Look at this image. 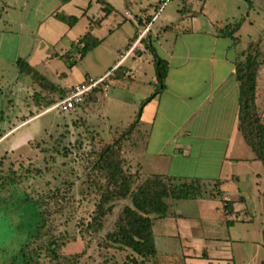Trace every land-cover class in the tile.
<instances>
[{
    "label": "crops",
    "instance_id": "1",
    "mask_svg": "<svg viewBox=\"0 0 264 264\" xmlns=\"http://www.w3.org/2000/svg\"><path fill=\"white\" fill-rule=\"evenodd\" d=\"M92 1L34 0L31 5L27 1L24 6L28 12L20 23V31L0 28V77L13 66L18 68L20 80L23 73L20 72L17 61L22 58L55 85L63 89L72 86L59 83L66 73L58 71L52 64L64 55L58 51V32L60 27L66 32L73 30L88 14ZM242 1L244 0H174L152 20L158 6L157 0H137L135 3L140 4L141 16L136 15L137 24L129 34L128 42L118 44L114 50L117 52L115 60L111 58L96 73L95 78L101 77L114 67L119 62L121 52L136 40L143 28L152 23L134 56L127 58L116 70L111 80L112 93L109 97L114 99L117 92H129L135 106H142V102L157 88V57L147 46L151 45L156 55L167 61L165 88L143 105L139 124L125 142V157L130 161L131 172L139 174L137 183L154 175H161L173 176L181 182L207 181L210 187L203 197L166 198V217L218 218L223 212L228 224L234 226L238 222H253L257 209L261 208L264 212V172L258 162L260 160L245 141L239 126L240 85L235 78V69L243 52L238 50L230 54L232 40H226V36L219 34L217 29L223 23L218 15L219 3H222V11L227 14L224 16L228 19L231 16V6L237 4L240 10L242 3H245ZM126 8L133 10L132 2ZM61 11L77 16V23L71 27L59 22L56 14ZM90 26L91 24L89 29ZM166 27L171 29L165 30ZM83 35L72 40L73 48ZM153 38L155 41H152ZM37 42L55 49V52L39 63H32ZM221 44L223 47H220ZM60 49L65 50L63 47ZM114 51L110 54L113 55ZM76 52L74 48L65 58L70 62H77L80 57ZM51 76L57 81H53ZM128 80L132 81L129 84L132 89L127 87V83L124 84ZM33 86L41 91L36 84ZM91 107L90 104L86 111ZM135 117L136 115L130 116L129 125ZM30 119L18 122L16 127ZM14 129H6V133L0 136V141ZM227 202L230 203L228 209L225 207ZM263 228L264 225L261 232ZM175 230L176 233H163L162 237L170 239L185 236L183 241L189 245L188 252L193 248L195 256L209 255L212 248L210 245L203 246L202 252L198 253L193 241L187 238L190 236L189 232L197 230V225L177 224ZM214 230V225L210 224V232ZM248 235L249 229L245 231V236ZM210 236L217 238L213 234ZM258 243L263 246V234ZM245 251L247 252L246 247ZM182 256L189 255L183 253ZM158 258L156 254V259ZM171 260H176L175 256Z\"/></svg>",
    "mask_w": 264,
    "mask_h": 264
},
{
    "label": "rangeland",
    "instance_id": "2",
    "mask_svg": "<svg viewBox=\"0 0 264 264\" xmlns=\"http://www.w3.org/2000/svg\"><path fill=\"white\" fill-rule=\"evenodd\" d=\"M27 1L31 5L34 0H0V28L20 31V23L28 12L24 6ZM107 1L113 7L107 16L103 6L93 0L88 14L74 26L73 30L66 32L60 27L58 51L64 55L63 58L54 60L52 64L58 71L66 73L65 77L59 80L61 85L79 83L86 75L95 78L96 73L106 62H110L111 58L115 60L117 56L115 47L128 42V36L137 24L136 15L141 16L140 4L135 3L137 0ZM129 2L133 5L131 19L125 17ZM242 2L245 3H242L240 10L237 4L231 6L229 20L225 18L227 14L222 11L220 5L222 3L217 6L220 13L218 15L224 24L242 23L236 40L225 37L226 40H232L230 54L238 50L243 52L251 40H260L264 51V0ZM93 19H103L99 27L93 23L92 31L103 41L98 48L79 58L70 67L71 62L65 56L74 48L77 51L76 47H72V40L86 33ZM154 39L152 41H155ZM62 47L65 50H61ZM220 47H223V44ZM111 51H114L113 55L110 54ZM54 52L55 49H49L44 43L37 42L31 61L39 63ZM76 53L79 55L78 51ZM149 53L150 50L147 51V54ZM18 71L17 67L12 66L0 77V91H3L0 92V134L6 129L13 128L24 115L29 114L30 110H36L29 98L35 86L31 83V78L25 74L18 80ZM51 79L57 81L52 76ZM259 80L258 103L264 121V66ZM126 83L127 87L132 89L129 85L132 81H125L124 84ZM115 96L117 99L109 97L103 103L92 100L70 113H64L58 108L44 111L13 128L14 130L0 141V161H3L0 172L5 177L10 175L11 171L23 174L22 182L0 193V264H13L15 257L20 256V249L30 234L35 233L39 217L34 201L42 196L52 198L53 193L56 194L58 190H62L64 196L62 194L59 196L58 203L50 200L52 207L50 220L55 226V235L62 243V254L65 256L80 254L78 264H131L134 254L130 250L108 245L105 240L106 234L114 230L122 218L124 206L131 203L129 198L118 201L114 210L104 217L103 228L100 231L91 234L80 232V223L91 221L100 200L98 186L88 179L94 157L90 154L91 150L98 149L101 140H108L116 129H127L130 116L141 115L144 108L135 106L129 92L121 94L117 92ZM90 104L92 107L86 111ZM64 149L66 155L62 154ZM56 150H60L61 153ZM258 162L264 172L263 163ZM125 167L129 170L127 159ZM36 170H40V173ZM135 181V187L143 183V180L139 183ZM201 182L206 190L209 189L207 181ZM216 202H219L218 199ZM218 216L197 219L169 216L165 219H155L153 238L159 258L149 259L148 264H264V247L258 243L262 238L260 229L264 225L263 210L261 208L256 210L253 222H238L234 226L228 224L223 212ZM177 224L197 225V230L189 232L190 236L187 238L193 241L198 253L202 252L203 246L210 245L212 248L209 255L195 256L193 248L188 252L189 245L183 241L185 236H174L170 239L162 237L163 233H176ZM210 224L215 227L213 232H210ZM247 229L250 235L246 237ZM211 234L217 238L213 239ZM46 242L34 245L42 246ZM183 253L189 256H182ZM173 256L176 260H171ZM48 262L49 257L43 249L40 263ZM17 264L22 263L18 261Z\"/></svg>",
    "mask_w": 264,
    "mask_h": 264
},
{
    "label": "trees",
    "instance_id": "3",
    "mask_svg": "<svg viewBox=\"0 0 264 264\" xmlns=\"http://www.w3.org/2000/svg\"><path fill=\"white\" fill-rule=\"evenodd\" d=\"M62 1L68 2L70 0ZM96 1L103 6L106 15L112 11V5L106 0ZM56 17L71 27L78 21L77 16L68 15L64 11L58 12ZM93 21L97 24L96 26H100L102 19ZM93 21L92 23H94ZM92 23L90 29L80 37L76 44L80 58L84 57L101 43V40L92 32ZM241 24V22L220 23L217 29L219 34L236 40L235 34L240 29ZM168 29H171V27L165 28V30ZM147 47L157 57V88L150 97L142 102V106L165 88L168 72L167 61L158 57L151 45ZM75 63V61L71 62L70 67ZM17 64L20 72L28 75L32 83L41 88V91L34 89L29 95L30 101L36 110H30L29 114L21 118L20 123L39 115L51 107L58 97L64 95L66 89L49 81L26 60L20 58ZM263 66L264 51L261 41L251 40L243 51L242 58L237 61L235 69V78L240 85L239 126L245 141L251 147L257 159L264 165V121L261 118V106L258 103L260 92L259 79ZM139 121L140 115H137L127 129H116L108 140H101L98 149L91 150L90 154L94 155V157L92 158L93 166L88 179L91 183L98 186L100 200L96 210L93 212L91 221H82L80 223V232L82 234H91L100 231L103 228L104 217L114 210L118 201L129 198L131 203L124 206L122 218L117 222L116 228L106 234L105 240L108 245L122 250H130L134 254L130 261L131 264H148V260L151 258L157 260V250L153 238V221L154 219L167 216L168 204L166 198L187 199L203 197L206 189L198 180L181 182L173 176L161 175H154L135 187V180H137L139 174L138 172H131L130 161L124 154V145L134 130H136ZM16 126L17 124L14 127ZM4 133L6 132H2L0 136ZM56 151L61 153L60 150ZM66 153V149H64L62 154L66 155ZM126 159L128 160L129 170L125 167ZM2 163L3 161H0L1 167ZM36 171L38 173L40 170ZM22 176L23 174L11 171L10 175L5 177L0 172V193L22 182ZM61 191L58 190L56 194L53 193L52 198L42 196L34 201L39 217L36 223V231L30 234L28 240L20 249V256L15 257L13 264H17L18 261L22 264H42L40 263V258L43 249H45L46 255L49 257L47 264L79 263L80 254L72 256L62 254V243L58 236L55 235V226L50 220L52 213L51 201L53 199L58 203L59 196L61 194L64 196ZM65 191L68 192L66 189ZM262 196L264 198V191L262 192ZM225 207L227 209L230 208V203L227 202ZM54 213L56 212L54 211ZM262 234L264 246V228ZM40 242H46V244H42V246L40 244L34 245Z\"/></svg>",
    "mask_w": 264,
    "mask_h": 264
},
{
    "label": "built area",
    "instance_id": "4",
    "mask_svg": "<svg viewBox=\"0 0 264 264\" xmlns=\"http://www.w3.org/2000/svg\"><path fill=\"white\" fill-rule=\"evenodd\" d=\"M170 1L171 0H157L158 6L152 20L157 18L158 14L166 8ZM125 17L129 19L133 18L130 10L125 11ZM151 24L152 23H149L148 26L143 28L136 40L131 42L130 45L121 52L119 62L114 67L101 77H86L82 82L70 86L66 89L64 95L58 97L55 103L45 111L48 112L58 108L64 113H70L74 110L82 108L92 100L96 103H103V101L110 95L111 80L114 77L116 70L127 58L134 56L140 48L142 40L147 36V33L151 28Z\"/></svg>",
    "mask_w": 264,
    "mask_h": 264
}]
</instances>
